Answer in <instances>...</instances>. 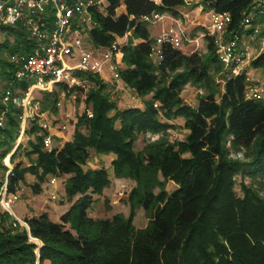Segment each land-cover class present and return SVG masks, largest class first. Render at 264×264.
I'll return each mask as SVG.
<instances>
[{
	"label": "trees",
	"instance_id": "obj_1",
	"mask_svg": "<svg viewBox=\"0 0 264 264\" xmlns=\"http://www.w3.org/2000/svg\"><path fill=\"white\" fill-rule=\"evenodd\" d=\"M186 1L106 0L103 12L93 10L95 23L88 37L94 48H108L127 35L118 45L122 54L118 74L123 85L141 98L142 106L120 107L99 74L76 70L84 85L59 84L53 91H41V110L57 112L61 92H76L84 94L92 116L84 109L71 138L51 148L43 145L47 131L30 120L27 147L20 141L13 149L21 109L7 105L5 126L0 127V168L8 169L3 162L7 153L12 163L6 192L18 193L27 184L37 194L48 176L65 177L69 207L58 221L45 211L26 215L22 220L27 227L0 204V264H264V98L246 97V69L228 74L207 30L205 52H185L163 42L161 57L155 61L151 56L155 39L142 16L157 12L178 17V8ZM199 3L230 14L227 35L241 27L246 15L251 17L249 30L258 28L257 18H264V4L258 0ZM121 5L124 10L118 12ZM0 31L4 87L13 74L9 53L27 52L31 40L21 24L1 25ZM249 64L264 74V49ZM218 79L223 81L221 90ZM18 84L21 89L27 86L23 80ZM187 84L203 89L195 105L181 96ZM2 90L0 109L5 107ZM176 117L183 118L187 132L173 139L168 130L175 127L171 120ZM148 133L157 137L136 150L138 135ZM231 147L247 150L246 159L231 157ZM21 149L29 164L14 161ZM92 151L112 153L113 174L134 181L127 216L89 215L93 195H100L110 183L106 168L88 166ZM28 173L36 177L33 182H27ZM236 175L242 178L241 193L236 191ZM169 181L175 185L170 190ZM138 207L147 215L142 228L133 223Z\"/></svg>",
	"mask_w": 264,
	"mask_h": 264
},
{
	"label": "built area",
	"instance_id": "obj_2",
	"mask_svg": "<svg viewBox=\"0 0 264 264\" xmlns=\"http://www.w3.org/2000/svg\"><path fill=\"white\" fill-rule=\"evenodd\" d=\"M264 0H258V4ZM106 0H0V26L21 24L31 40L27 52L14 51L9 53L8 60L13 65V74L2 90L1 101L5 105L0 109V127L5 126L7 105L14 104L21 109L19 133L13 149L25 134L27 123L36 120L42 130L45 148L52 147L51 122L41 110L40 101L35 91H53L59 84L69 87L84 85V80L75 75V71H87L101 74L105 64L109 65L116 83L120 81L118 69L121 52L119 41L104 49L94 48L88 37L89 29L94 25L93 10L103 12ZM164 14L153 12L142 16V19L154 23L161 20ZM231 20L228 12L212 11L210 25L206 33L213 36L216 52L228 74H237L250 61L249 44L258 33V28L249 30L251 17L246 15L238 30L227 35V26ZM183 31L178 27L169 26L154 38L151 56L157 61L161 57V44L168 42L181 47ZM33 43V44H32ZM27 83L21 89L19 81ZM73 97L76 92L71 93ZM64 95V91L61 92ZM245 95L249 98L264 97V86L256 84L247 77ZM60 105V101L58 102ZM88 117L92 116L91 108H85ZM12 149V150H13ZM9 155L5 158L7 171L0 189V204L11 214V204L18 199V193L6 192L7 173L11 169ZM57 177L48 180L50 197L57 198L54 187ZM26 225V222H23ZM27 226V225H26Z\"/></svg>",
	"mask_w": 264,
	"mask_h": 264
},
{
	"label": "rangeland",
	"instance_id": "obj_3",
	"mask_svg": "<svg viewBox=\"0 0 264 264\" xmlns=\"http://www.w3.org/2000/svg\"><path fill=\"white\" fill-rule=\"evenodd\" d=\"M200 0H188L186 3L178 8L180 15L178 17L172 16L169 13H164L163 19H171L170 25L173 27H178L183 31V38H182V45L181 48L185 50H197L200 52H205L206 50V41L204 39V31L208 30V27L210 25V19H211V10L204 8L201 3H199ZM122 8V7H121ZM121 8H118V12L121 10ZM104 11V9H103ZM181 12H186L187 15L185 16ZM255 14V12H252V16ZM259 17V15L257 16ZM163 19L162 21H157L154 24L149 23L150 29H155L156 27H161L160 25H163ZM259 27V33L256 37V39L249 44V46L252 48H249L250 57H253L261 47H264V18L258 19L255 23ZM3 39V33L0 31V41ZM127 40V35L119 38V42L123 43ZM118 60L121 61V57ZM247 64V63H246ZM120 65H122L120 63ZM248 66L249 65H244ZM101 74H104V77H106V80H108V84L110 85L113 97L117 100L118 105L120 107L128 106V105H140L142 106L141 98L136 95L133 89L124 86L120 82L116 83L114 80V77L112 75V71H102ZM100 74V76H101ZM106 74V75H105ZM247 77L251 80H253L256 84L260 85L261 87L264 86V74L260 68H254L251 67L249 69V73L247 74ZM219 86L218 89L221 90L223 88V81L221 79H218ZM3 87V78L0 76V93ZM88 86H85V89H87ZM203 92V89L200 88L197 85L194 84H187L184 89L181 92V96L183 99L191 103L193 105L196 104L197 98L199 95H201ZM35 94L37 96H40L39 91H35ZM264 98V97H263ZM60 105H58V110H60L62 117L56 115V112H50L45 111V117L51 122L52 127L55 125H58L64 132V135L67 137H71L72 130L74 129V123L77 119V116H79L83 110L85 109L86 105L84 103V94H76L75 97L71 95H61L60 96ZM91 108V107H89ZM57 110V111H58ZM171 122L175 125V127L170 128L168 130L169 137L171 138H183L186 134V129L183 127V118L182 117H176ZM32 138L31 134H24L21 138V143L24 148L27 147V143L29 138ZM157 137L155 134H139L136 141H135V149L140 150L144 144L148 140H153ZM63 138V137H62ZM59 140L58 138L54 137L52 140L53 146H56L58 144ZM14 146V144H13ZM246 151L245 149L236 150L235 148H230V156L233 158H237L240 160L246 159ZM9 154L7 153L3 157V162L6 164L5 158ZM113 158L112 153H98L93 152L91 153V157L88 160V166L93 168H99L104 167L109 173V179L110 183L104 187L102 193L100 195L94 194V200L88 210L89 215L92 217H110L113 214L116 213H122L125 216L129 213V202H128V196L129 192L134 186V181L127 177H117L113 174L112 167H111V159ZM22 160L24 164H29V159L26 157L23 149H21L15 156L14 161ZM10 162V159H9ZM11 166L12 163L10 162ZM6 171L4 169L0 168V178L5 176ZM51 176H48V179L42 184V191L36 195V200H31L30 198L34 194L30 187L27 184H22L21 189L18 192V199L15 200L11 204V209L14 212L13 207L17 203H23L27 205L26 203L29 202L28 206L36 204L37 207H40V205H43L44 211H46L49 215V217L52 220H55V214L53 213L54 207L57 205H61L64 203H69L64 195L63 190V179L57 177V184L54 187L57 192V198L52 199L50 197V189L52 188L48 184V180ZM36 179V177L33 174H26V180L27 182H33ZM242 178L240 175H236V191L237 193H241L239 189V181ZM245 182L249 183L251 180L248 177H245ZM256 184V183H254ZM174 183L172 181H169L166 185L167 189H172L174 187ZM27 201V202H26ZM35 206V207H36ZM58 208V207H57ZM60 209V208H59ZM16 215V214H15ZM22 219L21 217H19ZM22 223V222H21ZM133 223L135 227L142 228L147 223V215L145 211L138 207L135 212V216L133 218ZM23 224V223H22ZM37 243H39L36 240Z\"/></svg>",
	"mask_w": 264,
	"mask_h": 264
},
{
	"label": "crops",
	"instance_id": "obj_4",
	"mask_svg": "<svg viewBox=\"0 0 264 264\" xmlns=\"http://www.w3.org/2000/svg\"><path fill=\"white\" fill-rule=\"evenodd\" d=\"M156 1H158V0H156ZM122 7V8H121ZM120 8H121V10L119 11V12H121V11H123L124 10V6L123 5H121L120 6ZM212 11L213 10H211V13H212ZM181 13H183L185 16L187 15V13L186 12H181ZM164 18V17H163ZM162 18V19H163ZM162 19L161 20H159V21H162ZM175 19H176V17H175ZM171 20V19H170ZM169 19H163V25H160L161 27H156L155 29H150V26H148V29H149V32H150V36H152L153 38H155L161 31H162V29H164V28H167V27H169V25H170V21ZM155 23V22H154ZM153 23V24H154ZM256 26H258V25H256ZM259 27V26H258ZM119 40V39H118ZM254 43V42H253ZM181 48V47H180ZM206 48V47H205ZM249 48H252V46L250 47L249 46ZM183 51H185V52H190V51H192L191 49H189V50H185V49H183V48H181ZM264 49V47H261L260 48V50L257 52V53H259L260 51H262ZM256 53V54H257ZM255 54V55H256ZM254 55V56H255ZM119 59H120V56H119ZM119 61V60H118ZM120 63L122 64V62L120 61ZM119 63V64H120ZM245 65H248V62H247V64H245ZM250 65V64H249ZM251 68V67H250ZM250 68H248V66H244V69H246V71H247V74L249 73V69ZM104 71H108V72H111V70H110V68H109V65L108 64H105V66H104V68H103V72ZM106 75V74H105ZM101 78H103V80L105 81V82H107V83H109L108 82V80H106V77H104V74H101V76H100ZM121 84H123L122 83V81L120 80L119 81ZM56 115H58V116H61L62 117V114H61V112H60V110H58L57 112H56ZM50 133L52 134V140H53V138L54 137H56V138H58V140H59V142H58V144L56 145L57 147H60L62 144H63V142L64 141H66V140H68V139H70L71 137H67V136H65L64 135V132H63V130L58 126V125H55V126H51V129H50ZM72 133H73V130H72ZM70 136H72V134L70 135ZM63 137V138H62ZM37 194H39V193H37ZM37 194H33L32 195V197L30 198L31 200H36V195ZM34 200V201H35ZM27 202V201H26ZM27 205H25V204H23V203H17L16 205H15V207H13V209H14V213L16 214V216H18V217H24V216H26V215H32V214H37V213H40V212H43L44 211V209H43V205H46V204H44L43 203V205H40V207H37L36 206V204H34V205H30V206H28V204H29V202H27L26 203ZM36 206V207H35ZM58 207V208H57ZM69 207V203H64V204H61V205H57V206H55L54 207V210H53V213L55 214V221H58L59 220V218H60V215L67 209ZM60 208V209H59ZM46 212V211H45Z\"/></svg>",
	"mask_w": 264,
	"mask_h": 264
},
{
	"label": "water",
	"instance_id": "obj_5",
	"mask_svg": "<svg viewBox=\"0 0 264 264\" xmlns=\"http://www.w3.org/2000/svg\"><path fill=\"white\" fill-rule=\"evenodd\" d=\"M11 213V212H10ZM14 217L18 220V221H20V222H24L22 219H20L18 216H16V215H14ZM27 225V224H26ZM27 227H28V225H27ZM32 238V237H31ZM37 251H38V249H37Z\"/></svg>",
	"mask_w": 264,
	"mask_h": 264
}]
</instances>
